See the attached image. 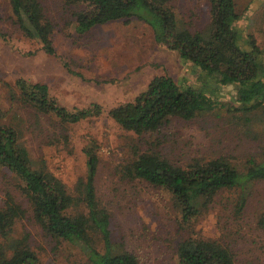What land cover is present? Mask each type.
Segmentation results:
<instances>
[{
    "label": "rangeland",
    "instance_id": "rangeland-1",
    "mask_svg": "<svg viewBox=\"0 0 264 264\" xmlns=\"http://www.w3.org/2000/svg\"><path fill=\"white\" fill-rule=\"evenodd\" d=\"M42 1L53 24V54L23 34L9 1L0 0L1 122L15 127L34 162L71 192L87 172L83 148L94 145L98 156L96 196L109 211L115 233L141 264H175V245L181 233L177 228L179 214L169 193L124 176L122 165L133 157V150L154 149L176 164L222 157L244 171L249 159L255 163L264 160V104L245 112L238 109L228 92H214L223 107L187 121L172 119L159 132L143 138L125 131L107 115L110 108L133 100L155 75H169L180 83L193 81V66L158 44L154 29L137 18L96 24L79 33L71 14L75 7L64 6L62 0ZM168 1L181 26L207 30V0ZM235 3L240 32L244 37L251 35L264 49V0ZM19 78L46 84L49 95L68 110L97 103L102 113L76 123H62L54 115L39 113L22 102L15 84ZM250 188L238 217L231 210L234 193L224 191L194 227L226 244L237 264H264V234L258 226V219L264 216V180ZM9 197L27 210L14 235H29L38 252L37 264L83 262L79 250L41 231L19 181L0 167V205Z\"/></svg>",
    "mask_w": 264,
    "mask_h": 264
},
{
    "label": "trees",
    "instance_id": "trees-1",
    "mask_svg": "<svg viewBox=\"0 0 264 264\" xmlns=\"http://www.w3.org/2000/svg\"><path fill=\"white\" fill-rule=\"evenodd\" d=\"M8 1L23 34L40 43L44 52L53 54V24L43 1ZM62 1L66 7H75L71 14L79 33L120 19L137 18L149 24L155 41L175 51L196 72L193 81L181 83L169 75H155L133 100L110 108L107 115L123 130L143 138L159 132L172 119L187 121L223 107L214 92H228L238 109L245 112L264 104V49L251 35L244 37L240 32L235 0H207L210 21L206 31L181 26L168 0ZM15 84L27 107L52 114L62 123H76L102 113L97 103L73 110L60 106L49 95L46 84L29 83L22 78ZM83 152L87 172L71 192L59 178L34 162L18 130L0 120V167L19 181L31 216L41 231L79 250L83 257L79 264H141L115 233L109 211L97 200L95 146L87 145ZM122 172L130 179L162 187L169 193L179 214L177 228L181 233L175 245V264H237L234 252L226 244L195 231L194 225L224 191L234 193L231 210L238 217L252 184L264 180V160L255 163L249 159L241 171L222 157L176 164L158 150H133V157L122 165ZM26 213L11 197L0 205V264L38 263V252L29 235H14L17 222ZM258 226L264 234V216L258 219Z\"/></svg>",
    "mask_w": 264,
    "mask_h": 264
}]
</instances>
